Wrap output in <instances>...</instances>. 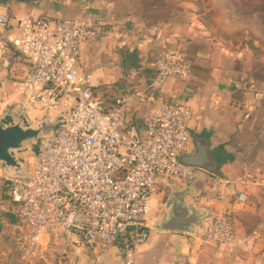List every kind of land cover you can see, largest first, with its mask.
<instances>
[{
  "label": "built area",
  "instance_id": "1",
  "mask_svg": "<svg viewBox=\"0 0 264 264\" xmlns=\"http://www.w3.org/2000/svg\"><path fill=\"white\" fill-rule=\"evenodd\" d=\"M103 32L100 25L78 18L52 25L46 17L12 19L0 13V69L15 57L22 59L27 70L18 86L31 104L59 117L70 108L63 128L39 139L25 159L27 180L0 169V186L15 205L23 256H40L44 244L65 242L97 253L93 264H100V253L111 246L119 249L123 264H134L135 248L149 234L151 197L173 181L193 179L196 167L178 161L193 146L186 104L156 103L142 135L128 121L132 96H152L167 79L188 78L184 51L164 52L141 90L122 89L107 106L93 91L91 77L76 69L81 45ZM239 182L264 187V178L251 167ZM195 238L230 246L232 223L222 211L209 213Z\"/></svg>",
  "mask_w": 264,
  "mask_h": 264
},
{
  "label": "crops",
  "instance_id": "2",
  "mask_svg": "<svg viewBox=\"0 0 264 264\" xmlns=\"http://www.w3.org/2000/svg\"><path fill=\"white\" fill-rule=\"evenodd\" d=\"M195 8L191 0L0 3V13L12 19L46 17L54 25L78 18L100 25L103 36L81 45L76 69L89 75L94 88L103 94L117 95L125 88L141 90L164 52L184 51L190 63L188 78H169L152 96H132L128 121L144 130L146 116L156 103L186 104L192 112L190 136L206 141L218 163L217 174L196 168L193 179L164 185L150 199L148 219L161 215L172 185L186 193L187 201L205 207L206 215L222 211L232 223L234 240L230 246L200 243L195 236L150 228L146 241L135 248L134 264H264V187L239 182L246 167L264 178V58L219 38ZM26 70L18 57L0 69V114L6 107L22 105L29 120L35 122L43 113L18 86ZM217 180L220 183L213 191ZM239 194L245 199H238ZM74 248L88 252L96 261L97 253L83 246ZM98 262L123 264V256L111 246L100 253Z\"/></svg>",
  "mask_w": 264,
  "mask_h": 264
},
{
  "label": "water",
  "instance_id": "3",
  "mask_svg": "<svg viewBox=\"0 0 264 264\" xmlns=\"http://www.w3.org/2000/svg\"><path fill=\"white\" fill-rule=\"evenodd\" d=\"M3 0H0V3ZM10 0H5L8 3ZM63 115L43 114L31 122L22 105L6 107L0 114V169L8 177L27 180L25 159L34 154L39 139L63 128ZM142 135L143 130H140ZM192 148L178 156V161L217 174L218 163L210 154L204 139L191 135ZM149 226L154 231L197 236L206 226V209L186 200V193L172 185L163 204V212L153 217Z\"/></svg>",
  "mask_w": 264,
  "mask_h": 264
},
{
  "label": "rangeland",
  "instance_id": "4",
  "mask_svg": "<svg viewBox=\"0 0 264 264\" xmlns=\"http://www.w3.org/2000/svg\"><path fill=\"white\" fill-rule=\"evenodd\" d=\"M191 5L196 6L199 17L220 34L219 38L222 36L232 46H243L264 58V0H191ZM102 91L97 90L98 94ZM11 209L12 205L0 186V264L94 263L95 259L88 252H78L74 244L65 242L44 244L40 256H23L18 249L16 222H7L10 217L6 215Z\"/></svg>",
  "mask_w": 264,
  "mask_h": 264
},
{
  "label": "trees",
  "instance_id": "5",
  "mask_svg": "<svg viewBox=\"0 0 264 264\" xmlns=\"http://www.w3.org/2000/svg\"><path fill=\"white\" fill-rule=\"evenodd\" d=\"M93 91L99 95V97L102 99L103 103L106 104L107 106L112 105L113 103V98H114V94H111L110 92H108L107 94H98L96 88H93ZM8 197V196H7ZM9 199V197H8ZM10 201V199H9ZM11 205H12V209L11 211L8 212V214L6 215L7 217H10V219L7 221L8 223H15L17 222V216H16V212H15V205L13 204L12 201H10Z\"/></svg>",
  "mask_w": 264,
  "mask_h": 264
}]
</instances>
